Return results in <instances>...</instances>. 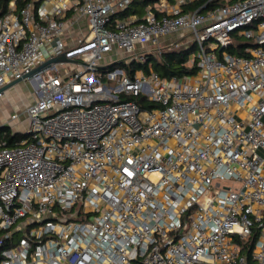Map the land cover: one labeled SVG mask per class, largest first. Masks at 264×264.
<instances>
[{
	"label": "built area",
	"instance_id": "obj_1",
	"mask_svg": "<svg viewBox=\"0 0 264 264\" xmlns=\"http://www.w3.org/2000/svg\"><path fill=\"white\" fill-rule=\"evenodd\" d=\"M132 1L0 16V87L32 85L0 120V264H264V0L118 17ZM191 44L193 72L151 68ZM61 52L73 61L25 76Z\"/></svg>",
	"mask_w": 264,
	"mask_h": 264
},
{
	"label": "trees",
	"instance_id": "obj_2",
	"mask_svg": "<svg viewBox=\"0 0 264 264\" xmlns=\"http://www.w3.org/2000/svg\"><path fill=\"white\" fill-rule=\"evenodd\" d=\"M10 0H0V16L7 12L8 10V3ZM32 0H15L16 7L20 8L25 3L30 2ZM153 0H133L124 11L119 12L117 14L118 17H126L131 14L140 15L143 12L144 6L152 2ZM206 0H193L191 1L184 9L196 8L202 5ZM226 1H233V0H212L207 5H214L218 3H224ZM246 43L245 41H237V47ZM248 43V42H247ZM234 47V46H233ZM236 47V46H235ZM231 49L230 52H236V48ZM194 49V45L191 44L189 46H181L177 48H170L166 50H162L160 56H151L149 61L151 62V68L161 77H170L173 75L179 76L186 73H191L194 71V68H189L185 66L183 63L187 60L188 54ZM238 53V51H237ZM118 65H123L128 70L129 74H132L134 70L139 69L141 67H145L141 65L137 61H131L129 64H126L123 60L118 63ZM136 101L141 103L142 107H151L153 104L144 99L141 96H133ZM24 137L23 133L16 132L14 135L11 133L7 134V141L11 143L15 139H19Z\"/></svg>",
	"mask_w": 264,
	"mask_h": 264
},
{
	"label": "rangeland",
	"instance_id": "obj_3",
	"mask_svg": "<svg viewBox=\"0 0 264 264\" xmlns=\"http://www.w3.org/2000/svg\"><path fill=\"white\" fill-rule=\"evenodd\" d=\"M115 50H112V60H116L118 56L115 54ZM197 54V49L194 48L189 54L188 59ZM150 63L152 61H149ZM32 91V85L27 79H21L16 84L6 88L0 95V120L8 118L12 111L22 113L25 104L30 100V92ZM13 124H15L13 122ZM17 126V125H16Z\"/></svg>",
	"mask_w": 264,
	"mask_h": 264
},
{
	"label": "water",
	"instance_id": "obj_4",
	"mask_svg": "<svg viewBox=\"0 0 264 264\" xmlns=\"http://www.w3.org/2000/svg\"><path fill=\"white\" fill-rule=\"evenodd\" d=\"M60 61H73V59H70V58L66 57L65 53L61 52V53H59L57 55H54V56L46 58L40 64H38L37 66L32 68L31 71L28 74H26L25 76H29V75H31L33 73H37L41 69L49 67L51 65V63H56V62H60ZM118 63H119V61H115V64H118ZM20 80H21V78H16V79H13L12 81L6 83L2 87H0V92L3 91L4 89L16 84Z\"/></svg>",
	"mask_w": 264,
	"mask_h": 264
},
{
	"label": "crops",
	"instance_id": "obj_5",
	"mask_svg": "<svg viewBox=\"0 0 264 264\" xmlns=\"http://www.w3.org/2000/svg\"><path fill=\"white\" fill-rule=\"evenodd\" d=\"M74 32V30H71V33H73Z\"/></svg>",
	"mask_w": 264,
	"mask_h": 264
}]
</instances>
